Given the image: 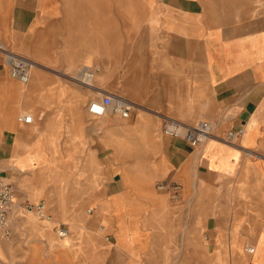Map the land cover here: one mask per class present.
I'll return each mask as SVG.
<instances>
[{"label": "crops", "instance_id": "crops-1", "mask_svg": "<svg viewBox=\"0 0 264 264\" xmlns=\"http://www.w3.org/2000/svg\"><path fill=\"white\" fill-rule=\"evenodd\" d=\"M0 43L33 62L22 87L0 55V176L18 171L29 196L56 200L51 219L79 236L58 238L52 220L29 213L22 227H47L65 264H121L122 254L167 264L180 253L190 264H264V0H0ZM91 67L102 84L129 85L105 93L138 111L88 123L83 93L56 84ZM24 108L44 112L39 129L21 126L36 122ZM167 117L213 121L214 136L194 149L161 132ZM231 130L237 141L223 140ZM105 146L109 159L95 154ZM159 183H178L179 198ZM71 241L83 250L68 251Z\"/></svg>", "mask_w": 264, "mask_h": 264}, {"label": "rangeland", "instance_id": "rangeland-1", "mask_svg": "<svg viewBox=\"0 0 264 264\" xmlns=\"http://www.w3.org/2000/svg\"><path fill=\"white\" fill-rule=\"evenodd\" d=\"M91 70L94 73V77H93V85H87L73 77H71L73 74L72 73H58V84H56V86H60L62 88L65 87L66 85H71L72 88H75L76 90H78L80 93H83L82 95H84L85 99L82 101V105L81 107L84 108L86 110V112L88 113V118L89 121L88 123H90L91 121H93L95 118L89 113L88 108L90 105V102L93 100H100L103 93L105 92H113V93H117L120 94V92L122 91L123 88L125 89H129V85H122V84H115V85H105L100 83L98 76H97V72H96V68L95 67H91ZM20 85L22 87H26L27 85L21 84ZM68 85V86H69ZM63 103H58L56 106L57 107H63ZM31 110H33L36 113V122L34 124L31 125H21L23 128H27L29 126H35L38 129L40 128V126L44 123L45 119H46V115L43 116V111H36L33 108H24V111H26V113H29ZM138 111V109L136 108L134 110ZM23 113H21L20 111L17 113V117L19 115H22ZM174 118V117H173ZM98 119H96L95 121H97ZM164 124V119L161 120V124H160V129L161 132L162 131V127ZM164 134V133H163ZM165 135V134H164ZM91 150V149H89ZM96 152L95 154L99 157V158H111L112 155V149L105 146L102 148H97L94 149ZM81 163L78 162V165H80ZM4 170V169H3ZM2 170V171H3ZM13 172H10V177H8L10 179V181L14 184L15 189H16V197H15V209H16V217H17V222H15L14 225V229H13V236L10 239H2L0 238L1 243H3L6 247V250L4 252L3 257H0V264H65V262H63L61 260V257H59L57 254L52 253L51 250L48 247L47 244V237L44 236V231L46 230L47 227H45V229H43L44 231H40L42 233L41 234H35L33 232V226L28 225V226H23L22 227V216L24 214L29 213L28 215L31 216H36V218L39 221H53V228L52 229V234L56 235L58 238H63L61 236H59L58 234V230L62 227V228H66L68 230V235H72L74 237V235L76 234L75 229H72V224L68 221H64V219H51V217L54 216V210L57 207V202L53 197H49L48 195H42L40 197H33V196H29L28 192L24 189L19 188L18 186V181L21 178V174H19L18 171L12 170ZM6 172V171H4ZM8 173V172H7ZM7 178V177H6ZM160 184V183H159ZM158 186V185H157ZM43 194V193H42ZM79 197H77L76 200L73 201V203H79L80 199H78ZM41 199H45L46 202L49 204L50 206V217L49 218H41L38 215H36L34 212H28L27 209L25 208V204L27 203V201L32 202V203H38ZM22 203V204H21ZM91 205L89 204L88 206L85 207V215H89V209H91ZM78 226V225H77ZM79 227V226H78ZM86 229H88L89 231H91L93 234H97L96 232H99V226H95V227H85ZM39 229V228H36ZM78 230V228H77ZM187 230V227L185 228V231ZM207 232L203 233L201 235L203 240H208L206 238L207 236ZM67 235V236H68ZM98 235V234H97ZM65 236V237H67ZM79 236V234H76L75 237ZM103 237V236H102ZM109 238L112 242V236ZM103 239L106 241V237L104 236ZM184 240L182 242L181 238L179 239V244L183 243L184 247H185V253H187V248H188V244L186 241V235L184 237ZM108 242V240H107ZM109 245H112L111 243H108ZM82 249V245L81 244H76L73 243L71 241L70 246L68 251H75V252H81ZM181 253L179 255H176L172 258H170V262L167 264H190L187 260L183 261L181 259ZM35 257V259H34ZM124 255L122 254L121 256V264H125V260L123 259ZM63 262V263H62ZM74 262H79L81 263L80 260L74 261ZM84 262V261H82ZM101 263L97 261H94L93 264H106V263H102V261H100ZM112 261H110L109 264H111ZM108 263V262H107ZM89 264H92L91 262H89ZM149 264V263H148ZM160 264H165L164 260L162 259V261L160 262Z\"/></svg>", "mask_w": 264, "mask_h": 264}, {"label": "built area", "instance_id": "built-area-1", "mask_svg": "<svg viewBox=\"0 0 264 264\" xmlns=\"http://www.w3.org/2000/svg\"><path fill=\"white\" fill-rule=\"evenodd\" d=\"M0 55L4 56L6 63L9 66L10 76L13 79L20 81L26 85L31 80L33 62L28 57L21 53L15 52L0 43ZM135 104L128 98L113 93H105L100 100L90 102L88 111L95 118H102L108 114H115L123 119L131 117ZM19 121L24 123H33L34 117L32 114H25L19 117ZM216 125L210 120H200L195 123H187L180 119L167 117L164 120L162 131L165 135L176 137L186 141L194 149L201 148L208 143L214 136ZM241 130L227 131L221 138L228 142L237 141V137ZM159 188L170 189L173 191L174 199L179 198L180 185L178 183H160ZM15 186L11 181H5L0 176V238L10 239L13 236L12 216L15 209ZM27 211L34 212L41 218L50 217V206L42 200L38 203L27 201L24 203ZM92 212V209H89ZM58 234L61 237L68 235L66 228H60ZM109 239V235H106ZM245 251L254 253L252 246H246ZM257 264V263H251Z\"/></svg>", "mask_w": 264, "mask_h": 264}, {"label": "bare ground", "instance_id": "bare-ground-1", "mask_svg": "<svg viewBox=\"0 0 264 264\" xmlns=\"http://www.w3.org/2000/svg\"><path fill=\"white\" fill-rule=\"evenodd\" d=\"M93 77H94L93 71L85 69L80 74V81L87 85H93Z\"/></svg>", "mask_w": 264, "mask_h": 264}]
</instances>
